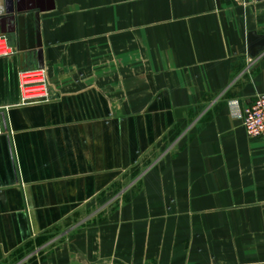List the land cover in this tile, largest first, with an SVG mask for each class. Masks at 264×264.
Segmentation results:
<instances>
[{"label":"crops","instance_id":"1","mask_svg":"<svg viewBox=\"0 0 264 264\" xmlns=\"http://www.w3.org/2000/svg\"><path fill=\"white\" fill-rule=\"evenodd\" d=\"M249 31L264 0H0V264H264Z\"/></svg>","mask_w":264,"mask_h":264},{"label":"built area","instance_id":"2","mask_svg":"<svg viewBox=\"0 0 264 264\" xmlns=\"http://www.w3.org/2000/svg\"><path fill=\"white\" fill-rule=\"evenodd\" d=\"M241 1V0H233ZM3 41V52L0 55L8 54L10 48L6 40L0 36ZM32 81H24L30 80ZM18 85L20 90L19 103H32L44 100L48 97L46 85V76L42 69L23 70L18 74ZM38 87L36 89H31ZM242 123L247 136L264 138V93L256 94L254 99L246 104L241 111ZM1 133V126H0Z\"/></svg>","mask_w":264,"mask_h":264},{"label":"water","instance_id":"3","mask_svg":"<svg viewBox=\"0 0 264 264\" xmlns=\"http://www.w3.org/2000/svg\"><path fill=\"white\" fill-rule=\"evenodd\" d=\"M247 45L249 54L255 56L264 48V34H257L255 31H249L247 34ZM2 109V111L5 112V108ZM183 110L182 108L177 109L175 111L176 115L180 116Z\"/></svg>","mask_w":264,"mask_h":264},{"label":"bare ground","instance_id":"4","mask_svg":"<svg viewBox=\"0 0 264 264\" xmlns=\"http://www.w3.org/2000/svg\"><path fill=\"white\" fill-rule=\"evenodd\" d=\"M2 43H3V41L0 40V53L3 52V49H1V48H2ZM32 80H33V79H30V80H24V81H32ZM36 88H38V87H33V88H31V89H36Z\"/></svg>","mask_w":264,"mask_h":264},{"label":"rangeland","instance_id":"5","mask_svg":"<svg viewBox=\"0 0 264 264\" xmlns=\"http://www.w3.org/2000/svg\"><path fill=\"white\" fill-rule=\"evenodd\" d=\"M23 70H24V69H23ZM23 70H21V71H23ZM21 71H20V72H21ZM19 92H20V90H19ZM19 101H20V100H19Z\"/></svg>","mask_w":264,"mask_h":264}]
</instances>
